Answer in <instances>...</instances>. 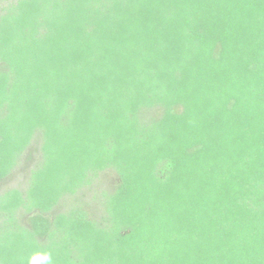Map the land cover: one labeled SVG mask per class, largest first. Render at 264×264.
<instances>
[{
	"label": "trees",
	"instance_id": "trees-1",
	"mask_svg": "<svg viewBox=\"0 0 264 264\" xmlns=\"http://www.w3.org/2000/svg\"><path fill=\"white\" fill-rule=\"evenodd\" d=\"M6 3L0 264H264V0Z\"/></svg>",
	"mask_w": 264,
	"mask_h": 264
},
{
	"label": "rangeland",
	"instance_id": "rangeland-1",
	"mask_svg": "<svg viewBox=\"0 0 264 264\" xmlns=\"http://www.w3.org/2000/svg\"><path fill=\"white\" fill-rule=\"evenodd\" d=\"M4 1V2H3ZM7 0H2L1 6L6 5ZM41 141L33 139L30 146L25 151L23 162L18 165L14 170L12 176L0 183V193L5 192L8 189L19 188L25 191L28 187L30 171L34 166L42 159L41 157ZM30 156L31 158H28ZM117 180V176L114 173H110L109 170L103 171L100 176L94 181L90 187L83 188L80 192L84 194L83 200L88 203V209L94 216L102 215L101 207V192L105 189L113 187L114 182ZM96 196V197H94ZM73 198H70L67 203L60 207L61 210L68 208L67 204L70 203ZM64 206V207H63ZM22 211V210H21ZM21 215L20 218H23ZM4 217H0V223L3 222Z\"/></svg>",
	"mask_w": 264,
	"mask_h": 264
}]
</instances>
